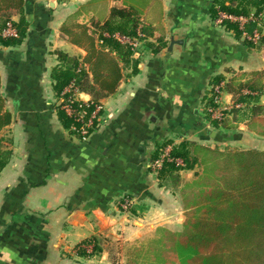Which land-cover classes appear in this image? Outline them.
Here are the masks:
<instances>
[{"label": "crops", "instance_id": "crops-1", "mask_svg": "<svg viewBox=\"0 0 264 264\" xmlns=\"http://www.w3.org/2000/svg\"><path fill=\"white\" fill-rule=\"evenodd\" d=\"M22 1V15L14 0L0 1V26L17 25L21 16L27 22L18 46L0 44V96L11 114L0 131L10 134L0 170V264H127L128 245L182 222L150 169L158 146L205 141L203 106L212 87L222 82L223 104H239L225 85L264 70V56L214 25L212 11L227 0ZM131 7L145 40L139 57L127 60L99 40L103 32L118 33L101 30L106 22L123 23L111 20V10ZM56 68L83 73L81 101H93V93L104 107L87 138L58 114ZM220 130L230 142L251 132L244 121L239 131ZM125 198L134 202L128 213L119 206ZM178 214L176 222L163 218Z\"/></svg>", "mask_w": 264, "mask_h": 264}, {"label": "trees", "instance_id": "trees-1", "mask_svg": "<svg viewBox=\"0 0 264 264\" xmlns=\"http://www.w3.org/2000/svg\"><path fill=\"white\" fill-rule=\"evenodd\" d=\"M227 2V5L219 3L218 8L212 11V20L218 12L247 17L252 11L257 16L264 10V0ZM14 4L17 12L22 15L23 1L14 0ZM138 14L132 7L127 10L112 9L111 20L121 19L123 23L111 28L108 21L101 30H116L119 34L133 36L138 25ZM7 22L0 26V44L4 47L18 46L25 36L27 22L21 16L19 24L13 25L19 34L18 39L1 36ZM223 27L225 31H231L241 38V32L235 24L226 22ZM103 42L110 49L107 53L115 52L121 59L131 58L132 53L128 47L112 39H103ZM244 42L252 47L250 42ZM99 55L108 58V54L100 52ZM58 57L61 60L65 58L62 54H58ZM131 63L136 67L134 60ZM248 77L244 82L225 85L226 88L231 86L229 91L236 97L235 103L244 105V108H232L228 114L231 118L212 123L221 131L231 130L237 122L244 121L249 131L264 137V132L257 131V127L263 129L264 123V106L258 104V98L264 91V70L253 72ZM52 79L57 97L71 81L81 91H85L79 81L84 79V74L75 73L71 68L53 69ZM242 90L250 94L243 95ZM86 91L92 93L89 89ZM91 95L97 103L96 94ZM58 114L64 116L62 110H58ZM69 121L71 124L68 118V124ZM10 123L11 114L3 111V99L0 96V131ZM207 136H210L209 133ZM170 143L167 140L164 145H159L156 152L160 153ZM6 154H0V170ZM170 156L180 159L183 166L165 162L156 175L159 187H166L169 176H173L170 180L178 183V172L201 167V173L195 174L192 182L177 190L184 217L181 230L169 232L158 229L159 236L154 240L129 247L126 251L127 264H264V151L211 149L192 140H183L171 146Z\"/></svg>", "mask_w": 264, "mask_h": 264}, {"label": "built area", "instance_id": "built-area-1", "mask_svg": "<svg viewBox=\"0 0 264 264\" xmlns=\"http://www.w3.org/2000/svg\"><path fill=\"white\" fill-rule=\"evenodd\" d=\"M259 15L260 14L257 16L248 15L247 17H244L218 12L214 20V25L223 27L226 22L235 24L237 29L241 32V36L246 41L256 45L261 37L260 32L257 29L248 32L245 27L249 23L257 22L259 20ZM1 34L3 38H19V34L11 22L5 24ZM103 39H112L119 45L128 47L132 56L139 57V49L144 43L145 35L142 32V27L137 26L133 36L103 32L101 33L99 42L102 43ZM223 87L224 84L222 82L214 85L210 93L209 101L203 106L204 115L208 116L211 122H221L228 117L229 111L232 108H241V104H235L229 108L223 104L221 97ZM243 94L248 95L250 93L244 91ZM80 95L81 90L73 81H71L58 96L57 105L58 108L71 120L70 131L81 139H84L87 138L90 130L95 126V123L102 122L101 117L105 112L102 104L95 103L92 100L83 102L81 101ZM170 150V145L162 148L156 159L151 163L150 169L155 176L165 162H172L179 167L183 166L180 159L170 156ZM133 204L134 202L132 199L125 198L119 206L122 212L128 213L133 208Z\"/></svg>", "mask_w": 264, "mask_h": 264}, {"label": "rangeland", "instance_id": "rangeland-1", "mask_svg": "<svg viewBox=\"0 0 264 264\" xmlns=\"http://www.w3.org/2000/svg\"><path fill=\"white\" fill-rule=\"evenodd\" d=\"M249 15H255L254 11L250 12ZM252 26L251 30L253 29H257L260 34H261V39L260 41L256 44V45H252V47L254 48L255 51H257V56L259 57V59L262 58V56H264V10L260 13L259 15V20L257 22L254 23H249L246 25L245 29L249 31L250 27ZM249 27V28H248ZM264 92V91H263ZM264 98V95H262ZM203 122H207L209 127V134L210 131H212L214 133V135L212 137L210 136H205L206 140H202V141H197V140H192L195 141L199 144H202L206 147H209L211 149H219V150H248V149H254V150H259V151H264V137L258 136L257 132H247V134L245 133V131H241L240 134H242L240 136V134L237 136L239 139L238 140H234L233 141H228L227 139L225 140L223 137H221L220 134H223L221 131L217 130L214 126V123H212L210 121V118L208 116H204L203 118ZM240 122H237V124L235 125V128H233V130H238L239 128V124ZM262 128L261 127H257V131H261L264 132V123L262 124ZM239 131V130H238ZM237 132V131H236ZM220 133V134H219ZM1 134L4 135V137H0V150H2V152H8V147L10 145V139L9 136L10 134L8 132H2ZM219 134V136L217 135ZM218 138V139H216ZM215 139V140H214ZM164 145V144H163ZM7 155V154H6ZM201 173V167L200 166H195L194 169L190 172H178V183L177 182H173V180H170V177L173 176H169V179H167V184L166 187H161V190L164 192V194L168 195L166 197L174 200V202L177 204V207L181 210L182 214H183V209L181 206V202L180 199L177 195V190L180 189V187L186 183H190L195 179V174H200ZM156 177V176H155ZM157 182V183H156ZM156 184L158 185V180H156ZM171 184H178V186H173ZM156 186V185H154ZM157 197L160 198V195L157 194ZM161 207V206H160ZM182 216V221H183V215ZM164 219H169V221H173L176 222L178 218H180V214L176 215L174 218H167L165 216H163ZM159 218L158 222H160L161 220H163ZM155 219V220H157ZM154 220V221H155ZM182 224V222H181ZM176 223H174L172 226V228H174V231H169L168 229H166V231L169 232H179L181 230L182 225H178V228H176ZM165 230V229H164ZM159 236L158 232H157V237ZM156 237V238H157ZM143 243H147L146 241H143ZM136 245H139V243H137ZM135 244H130L128 245L124 250V256L127 257L126 251L128 249V247L130 246H136ZM119 249H116V252L114 253H118ZM116 256V255H115Z\"/></svg>", "mask_w": 264, "mask_h": 264}, {"label": "water", "instance_id": "water-1", "mask_svg": "<svg viewBox=\"0 0 264 264\" xmlns=\"http://www.w3.org/2000/svg\"><path fill=\"white\" fill-rule=\"evenodd\" d=\"M17 111V106H16V104H14V112H16ZM214 135V133L213 132H211L210 133V137H212Z\"/></svg>", "mask_w": 264, "mask_h": 264}]
</instances>
